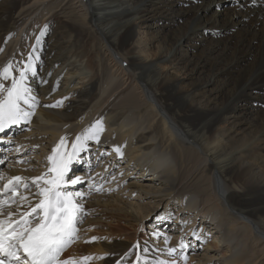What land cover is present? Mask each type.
Segmentation results:
<instances>
[{"label": "bare ground", "instance_id": "bare-ground-1", "mask_svg": "<svg viewBox=\"0 0 264 264\" xmlns=\"http://www.w3.org/2000/svg\"><path fill=\"white\" fill-rule=\"evenodd\" d=\"M218 1L0 0V68L8 61L22 67L34 44L40 57L36 76L29 74L27 81L39 101L34 115L0 132V187L12 176H39L62 136L67 149L97 120L103 123L99 142L86 141L77 156L81 161L69 166V172L77 171L72 179L82 180L68 184L67 191L85 193L78 201L87 219L79 224L80 240L60 259L95 255L103 258L87 264H116L121 257V264L173 259L264 264V0H237L232 9ZM157 25L166 31L149 32L150 47L141 49L137 26ZM40 26L44 35L37 44ZM204 26L221 31L206 41ZM191 38L196 42L190 52L185 46ZM12 72L18 75L15 68ZM0 83L8 87L11 81ZM57 101L63 103L45 107ZM14 128L19 131L13 137L3 136ZM106 151L109 155L87 174ZM179 182L192 189L191 198L174 197L148 235L170 234L167 247H177V238L193 230L208 238L200 247L192 232L186 260L181 259L185 249L168 255L163 236L150 242L143 236L142 220L153 209L151 217L157 214L155 204L164 195L177 194ZM35 191L33 186L20 194L35 204ZM91 237L100 239L84 242ZM136 243L145 261L136 260L137 249L129 252Z\"/></svg>", "mask_w": 264, "mask_h": 264}, {"label": "snow or ice", "instance_id": "snow-or-ice-1", "mask_svg": "<svg viewBox=\"0 0 264 264\" xmlns=\"http://www.w3.org/2000/svg\"><path fill=\"white\" fill-rule=\"evenodd\" d=\"M43 35L42 30L36 37L37 44ZM35 50L36 45L34 44L26 61L21 62L22 67L8 61L0 68V80L11 81L8 87L0 83V132L22 121L29 122L34 115V109L39 104L37 96L32 94L33 90L27 84L29 74L32 77L37 74L36 63L40 57ZM14 68L18 72L16 76L12 72ZM43 82L47 83V81ZM62 103L63 101H57L56 104L45 105V107H58ZM22 104L27 105L31 110H25ZM102 131L103 123L97 120L86 128L83 134L76 136L72 142L71 152L64 150L67 141L62 136L52 148L51 154L46 157L49 167L45 172L30 178L12 176L0 187V264H87L93 259L103 258L87 255L60 259L61 254L79 239L81 231L79 224L86 214L84 205L78 201V198L84 197L85 193L67 191L68 184H79L82 178L76 177L69 181L65 177L69 172V166L77 159L79 152L86 150L85 142L88 140L99 142ZM16 150L19 152L20 148L17 147ZM113 150L118 156L123 155L119 147ZM17 162L24 163L25 161ZM0 163L3 161L0 160ZM3 178L4 174L0 173V179ZM33 186L36 189L32 193V196L36 198L35 204H32L28 195L20 194V190L27 193ZM96 190L102 189L97 188ZM160 235L159 232H153V236L159 237ZM193 235L200 239L199 233L193 232ZM98 239L100 238L91 237L84 242L92 243ZM164 243L170 257H174L178 249L183 250L189 247L183 240L178 243L177 247H167L169 243L167 236L164 237ZM140 247L139 243L133 244L129 252L137 249L136 260L145 261L147 258L140 254ZM143 252H148L146 246ZM104 255L110 254L105 253ZM127 255L128 253H125V257ZM123 259L124 257H121L116 264H121ZM181 259L186 260L187 257L181 256ZM156 264H176V262L175 259L171 262L161 260L156 261Z\"/></svg>", "mask_w": 264, "mask_h": 264}, {"label": "rangeland", "instance_id": "rangeland-1", "mask_svg": "<svg viewBox=\"0 0 264 264\" xmlns=\"http://www.w3.org/2000/svg\"><path fill=\"white\" fill-rule=\"evenodd\" d=\"M237 3V0H219L218 1V3L217 4H219V5H221L223 8H225V7H227L228 9H232L233 7H234V5ZM178 6L177 7H180L181 5H182V1L179 3V4H177ZM58 11L59 12H61V10L60 9H58ZM48 12H45L44 13V15H46ZM57 14V13H56ZM43 15V16H44ZM57 18V17H56ZM56 18H53V19H50V21H49V23H48V25H47V27H48V30H49V26L51 25V24H53V22H55V20H56ZM183 22V20L181 21V20H178V23L180 24V23H182ZM44 27V26H43ZM42 26H40L39 27V29L37 30V32H41V29L43 28ZM138 28H136V33H137V36L140 38V40H141V44H142V46H141V49H145V50H148L149 49V47H150V40H151V36H150V34H149V32L150 33H155V30L158 28V31H160V32H165L166 30H165V28L162 30L161 29V27H159L158 25H157V27H154V28H150V29H145V28H143V27H140V26H137ZM41 28V29H40ZM202 34H203V37L205 38V40L206 41H208V35L209 34H211V33H213V32H219V31H221L220 29H211V28H208V27H206V26H204L203 28H202ZM36 32V33H37ZM39 32V33H40ZM38 33V34H39ZM37 34V35H38ZM160 35L158 32H156V35ZM196 39L195 38H191L190 40H189V43H188V46H185L186 47V49L188 48L189 49V51L190 50H192V47L190 46V44H193V43H195L196 41H195ZM200 43H202L201 41H200ZM191 52V51H190ZM96 68H97V63L95 62L94 63V69L96 70ZM102 68H98V71H96V72H101L100 70H101ZM257 106V103H255L254 104V108ZM29 124V123H28ZM28 124H26V125H23L21 128H20V130H22L25 126L28 128ZM15 130V132L13 133V132H8V133H4V135L3 136H5V134H7V136L9 135V134H11L10 136L11 137H13L14 136V134L16 133V131H19V129L18 128H14ZM6 136V137H7ZM2 141V140H1ZM25 147V146H24ZM23 148V147H22ZM64 150H66V151H68V152H71L72 151V146H70L69 148H67V149H64ZM5 157H9V155H8V152L6 151L5 152ZM28 155V158H29V155H30V157H32L33 156V154L31 155V153H28L27 154ZM107 155H109V152H104L103 153V155L101 156V157H99V158H97L96 159V161H94L95 163L94 164H92L90 167H89V169H88V172H87V174H89L91 171H92V168L94 167V166H96L97 164H96V162L97 161H102L103 159H104V157L105 156H107ZM75 161H78V162H80L81 160H80V158H77L76 160H74L73 162H75ZM27 162H29V159H27ZM8 162H6V163H4V167L5 166H7L8 164H7ZM0 168H1V163H0ZM26 170H29L28 168L26 169ZM183 170L185 171V173H184V176H183V178H185L186 177V167H184L183 168ZM77 171H73V173L70 171L67 175H66V177L65 178H67L66 180H71L73 177H75V176H77V174H74V173H76ZM72 173V174H71ZM70 178V179H69ZM182 178V179H183ZM131 178L130 177H128V178H126L125 180H130ZM178 187H179V190H178V192H177V194H170V195H164L163 196V198L162 199H160L159 200V202L157 203V204H155V208H157V210H158V212H157V214L156 215H154L153 217H151V214H152V211L154 210H152V211H150L148 214H147V216L142 220L143 222H144V227H145V229L143 230V236H144V238L146 239V241L147 242H150V240L151 239H153V240H155V239H160L162 236H163V238L165 237V236H167L170 240H169V242L171 241V235L170 234H164V235H162V236H159L158 238H153V236L152 235H148V233L151 231L150 230V224L154 221V219H156L161 213H162V211L164 210V209H166V207L167 206H171V203L174 201V197H176V196H178V198L179 197H182L181 198V200L182 201H185V200H187V199H190L191 198V195L189 194V193H191V191H192V189L190 188V187H187V185L185 184V182H179L178 183V185H177ZM203 196H205L204 194L203 195H199L198 196V205H200V200H205L206 199V196L205 197H203ZM113 205V204H112ZM121 205H123V203L122 202H119V203H115L114 204V206H121ZM204 205H205V203H204ZM124 206V205H123ZM194 211H197V210H194ZM86 216L87 215H84L83 216V219H82V222L80 223V225H82L85 221H86ZM148 217V218H147ZM151 217V218H150ZM209 222H211V226H213L214 225V227H215V219L214 218H212V219H209V216H208V219H207ZM196 224H199L198 222L196 223ZM229 225V224H228ZM164 227V226H163ZM164 229H165V227H164ZM214 230H215V228H214ZM192 232H196V231H190V232H186V233H184L180 238L178 237L177 238V241L176 242H174V243H179L181 240H183V241H185L186 242V244H190V242H191V233ZM146 233H147V235H146ZM80 240V238L78 239V240H76V241H79ZM208 241V238H206V239H204V237L202 238V239H200L199 240V246L200 247H202L203 246V244H205L206 242ZM210 251H213V250H210ZM209 250H205V251H197V252H202V254H208V255H212L213 254V252H210ZM190 252H191V250H188V248H186L185 250H184V253H183V255H186V257H188V256H190L189 254H190ZM150 253L151 252H149L148 254L150 255ZM189 258V257H188ZM159 258H158V256L156 255V253H155V255H154V258H153V260H158ZM207 263H209V264H214L213 262H211V261H206Z\"/></svg>", "mask_w": 264, "mask_h": 264}]
</instances>
